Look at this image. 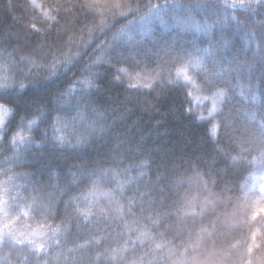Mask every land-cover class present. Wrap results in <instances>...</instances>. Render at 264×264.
<instances>
[{
	"label": "trees",
	"instance_id": "trees-1",
	"mask_svg": "<svg viewBox=\"0 0 264 264\" xmlns=\"http://www.w3.org/2000/svg\"><path fill=\"white\" fill-rule=\"evenodd\" d=\"M121 2L134 7L137 0ZM153 2L162 3L163 0ZM168 2L183 7L162 14L165 21L163 24L160 19H153L147 24L137 23L129 26L126 34L121 37L122 40L132 38L133 43L126 49L125 54L134 55L131 49L135 48L141 61L139 68L128 69V75L120 73L121 80L127 82L131 76L132 82L142 84L151 76L153 79L148 82L153 83L154 90L142 88L139 92H130L126 83L120 85L113 82V76L116 75L114 68H94L99 79L89 78L93 84H99L96 96L103 109H107V112L102 109L105 116L103 124L105 128L111 126V131L103 140L99 137H89L88 143L74 150L71 147L60 148L49 142L52 120L42 114L50 113L55 117V109L58 107L63 109L59 113L61 117L77 114L74 110L75 100L79 97L66 95L64 99H58V93L69 87L70 81L82 79L81 70L92 63L96 49L88 45L100 37L97 27L99 18H95L93 23L92 16L79 11V5L84 3V0H36L37 4H44V9L33 8L31 0H0V64L11 62L15 65L18 56L27 54L26 46L33 44L37 45V51L40 45H53L63 48L64 52L70 55L81 53L79 63L71 72L61 75L59 80L47 83V67L33 71L30 79H24V76L28 75L27 71L22 75L18 74L25 68L23 65L4 69L17 84L23 82L27 86L25 90H18L14 94V104L21 109L26 106L40 107L41 112L37 115H41L44 122L39 123V129L34 128L31 133L25 128V136L30 135L36 143L24 152L14 154L4 141H0V145H3L0 147V228L16 234L10 229L9 223L12 221L13 224L34 225L37 228L44 225L49 234L50 228L59 227L61 231L60 246L48 247L40 260H36L29 247H3L0 248V264H25L24 258H28L32 264H178V260L185 253V248L180 247L182 243L189 249L190 254L201 262L212 252L216 254L218 264H242L245 258L252 259L254 264H264V219H252L254 206L264 199V193L260 190V186L264 184V167L259 160L256 164L249 163L253 157L259 156V151L245 143L248 139H256L258 142V123L264 119V8L258 7L255 14H250L240 9L226 10L222 6L224 0H215L208 8L195 6L209 4V0ZM228 2L231 3V0ZM50 3L69 6L70 14L61 13L57 16L60 21L58 28L55 27V21L43 15ZM52 15L56 13L53 11ZM232 16L242 23L238 25L231 19ZM173 17H179L187 23H174ZM33 18L37 27L41 24H52V35H31L30 39L24 40L23 25ZM107 22L112 23L111 14ZM196 24L200 25L199 30ZM65 32L68 35L62 40L57 39V33ZM111 37L112 33H109L107 39L111 40ZM166 45L192 54L188 73L194 77L195 83L186 85L191 91L189 97L185 96L183 89L177 91L168 86L169 79H177L176 72L170 68L166 56L161 61L153 54L154 51L163 50ZM20 49L25 51L21 52ZM208 49L214 56L204 60L202 70L196 66V60L197 57L203 58L206 55L204 50ZM14 51L15 56L12 55ZM46 52L45 48L43 54L46 55ZM33 56L36 58L35 53ZM221 61L223 67L229 71L223 77H216ZM38 62L43 63V60ZM214 64L217 65L216 68L213 67ZM120 67L127 69V65ZM136 73H139V76ZM213 78L226 82L231 89L224 112L226 115L234 113V119L239 121L236 125L238 131L228 134L233 139L229 140L228 135L220 133L219 145L209 140L207 132L211 125L205 126L202 122L194 121L184 112L185 108L191 107L208 117L212 101L204 98L209 93L202 90L200 85L204 80ZM179 79L182 84L185 83L182 76ZM218 87H224V84L221 83ZM221 99L217 98L218 107ZM128 100L132 103H127ZM126 108L131 111H125ZM245 113H256V121H250ZM88 115L91 117V113ZM220 119L222 118L217 117L213 123ZM57 127L63 128L64 125L57 124ZM72 127V124L67 125L69 131ZM75 128L77 135L81 132L88 135L80 120L76 121ZM44 130H47L49 140H42L41 133ZM120 137L130 143H126L119 154L123 163L118 168L117 164L110 162L115 158V154H109V149L121 143ZM185 139L198 149L209 166L212 165L213 159L215 160L211 177L205 175L209 168L194 165L191 169L178 173L172 181H168L174 183L179 180L181 183L174 185V200L169 201L166 207L160 208L145 202L147 211L137 210L131 215L126 212L118 214L114 209L127 208V199L133 196L137 185L141 191H147L143 184L148 183L146 175L142 182L137 181L131 189L125 188L124 195L113 192L117 187L116 182L124 180L123 169L147 160V154L151 153V159L156 162L152 166V171H155L162 153L178 143L183 144ZM217 147L222 150L220 154L214 151ZM242 148L248 150L242 152ZM191 151V148L188 149L189 154ZM234 157L236 159H233ZM105 160L109 162L105 163ZM184 168H188L187 162ZM94 169L98 173L100 170H118L121 175L114 179L110 178L111 172L105 179H100L97 175L92 178L97 181L95 185L91 181H82V174H91ZM127 175L135 177L139 173L131 171ZM42 178L44 185L48 187L37 202L48 196L60 199V192L71 182L79 186L74 187L63 199L67 200L69 196L78 197V207L81 211L91 208L92 215L88 221L75 215H56L53 212L48 216L47 213L37 214L31 211L33 198L37 196L33 189L39 190L42 187L35 181ZM29 180L33 183L26 184ZM212 181L216 183L213 184ZM25 186L28 189L26 192L23 191ZM108 193H111V196H108ZM175 194L194 201L193 206L186 209L184 203L175 199ZM17 195L19 199H14ZM136 199L139 201L138 196ZM206 200L210 202L207 206ZM177 208L180 209L179 220L175 218ZM100 209L104 210L103 214ZM185 211L189 213L187 216L184 215ZM25 212H28L27 216L24 215ZM61 212L63 213V205ZM154 212H160L161 216H154ZM168 212L173 213L172 219L165 215ZM192 213H195V217ZM148 217H152L156 223L149 222ZM179 221H184L183 226ZM5 224L8 227H5ZM201 228L206 231L202 232ZM144 232L147 235L141 236ZM253 234L257 237L256 243L262 244V247L249 255L247 247L252 243ZM90 238L99 241V245L94 244L91 248L79 247ZM129 240L135 243H128ZM156 244H161L162 247L158 249Z\"/></svg>",
	"mask_w": 264,
	"mask_h": 264
},
{
	"label": "snow or ice",
	"instance_id": "snow-or-ice-1",
	"mask_svg": "<svg viewBox=\"0 0 264 264\" xmlns=\"http://www.w3.org/2000/svg\"><path fill=\"white\" fill-rule=\"evenodd\" d=\"M215 0H209V4L196 5L195 7L208 8L213 4ZM31 5L33 8L44 9V4H37L36 0H31ZM226 10L232 9L233 11L240 9L250 14H255V10L259 8H264V0H231V3L228 0H224L222 5ZM76 7V5H72ZM178 7H183L178 4H170L168 0H163V2H153V0H137L135 6L131 4H125L121 0H84V3L79 5V11L85 12L86 15L92 16L93 23H95V18H99V25L97 26L100 31V37L92 40L88 47H94L96 49L95 55L93 56L92 63L87 67L81 70L80 80L70 81V86L67 87L64 91L58 93V99H64L65 96L79 97L75 100V111L76 115L71 117H61L59 113L63 110L62 108H57L55 111L57 115L52 117L50 113H43L42 116L52 120L51 128L52 135L49 140V134L47 130H44L41 133L42 140H49V142L57 147H71L74 150L80 147L83 144L89 142V137H99L104 139V137L111 131V126L105 128L103 120L105 116L102 114L103 106L99 103V100L96 96V93L99 91V84H93L92 79L89 77H95L99 79L98 74L94 72V68L108 66L114 68L116 75L113 76V82L116 84L124 85L126 83V88L128 91L135 90L139 92L143 89L154 90L153 83L148 82L153 79L151 76L147 77L145 82L142 84H137L132 82L130 76L129 80L125 82L121 80L120 73H125L128 75V69H137L140 67L139 53L136 52L135 48L131 49V52L134 55H126V49L129 48V45L133 43L132 38L129 37L128 40H122L121 37L126 34V30L129 29V26L135 25L137 23L147 24L150 23L153 19H160V22L163 24L165 21L162 19V14H165L170 11H174ZM191 7V6H190ZM68 5L60 4H48L47 9L43 11V15L48 17L50 20L55 21V27H59L60 21L57 19V16H60L61 13H68ZM126 9V10H125ZM55 12L56 15H52V12ZM144 13V15H141ZM70 14V13H68ZM111 14L112 23L107 22V18ZM174 23H184L187 21L180 20L179 17H173ZM232 20L236 21L237 24L242 22L237 19V17L232 16ZM196 28L199 30L200 25L196 24ZM52 24H41L40 27H37L35 18L30 19L28 23L23 25L24 31V40L31 38V35H43L45 37L52 35L53 32ZM109 33H112L111 40L107 39ZM68 35L67 32L60 34L57 33V39L62 40L64 36ZM18 42L19 37H18ZM68 44H71V38H69ZM27 54L20 55L16 59V64L13 65L11 62H5L0 64V101H5L0 103V141H4L7 146L14 152L18 154L29 149L36 142L29 135L25 136V128L29 133H31L34 128L39 129V123H43L44 119L41 115L37 113L41 112L40 107L33 108L32 106H26L21 109L19 106H16L13 101L14 94L18 90L23 91L26 89V85L23 82L16 83L15 79L4 71L6 68L25 66L18 74H23L24 71H27L28 75L24 76V79H30L31 73L33 71H38L42 68L47 67V80L50 82L54 80H59L61 75H67L68 72H71L73 68L79 63V58L81 53H76L75 55H70L69 53L64 52L63 48L56 47L53 45H40L39 51H37V45H28ZM45 48L47 49L46 55ZM19 51L23 52L25 49H20ZM206 55L203 58L197 57L196 66L200 67L203 70L204 60L212 58L214 56L211 53V50H204ZM36 54L34 58L33 54ZM87 52L84 53L86 55ZM157 59L163 61V57H167V62L170 63V68L174 69L176 72L177 79H169L167 84L170 88L175 90H184L185 96H191V91L186 88V85H192L195 83L194 77L190 76L188 73V67L192 63V54L186 50L178 49L172 45H166L165 48L161 51H154L153 53ZM16 55V52L12 53ZM145 55H147L145 53ZM38 60H43V63H39ZM120 65H127V69L120 67ZM214 68L217 65H213ZM218 71L216 77H223L227 75L229 69L223 67V62L221 61L218 66ZM75 75V73H73ZM139 76V73H136ZM183 77L184 84L180 82V77ZM221 83L224 84V87H218ZM202 90L209 93L208 96L204 97L205 99H210L212 101V108L209 110L208 117L203 116L202 114L194 111L191 107L185 108L184 112L190 116L194 121L202 122L205 126L211 125V128L208 129L209 140L216 145L221 143L219 136L220 133L228 135L230 132L238 131L236 125L239 123L238 120L234 119V113L225 114L224 107L228 102V94L231 91L228 88L227 83L218 78L204 80L203 84L200 85ZM217 98L221 99V104L218 107ZM255 99V97H253ZM127 103L131 104L132 101L128 100ZM83 109L84 111H81ZM114 111V110H113ZM125 111L130 112V108H126ZM103 112H107V109H103ZM91 113V117L88 115ZM247 118L250 121H256V113L247 114ZM217 117H221L217 123H213L214 120H217ZM123 119V117H122ZM80 120L82 126L87 131L88 135H84L81 132L79 135L76 134L77 130L75 128L76 121ZM57 124H63V128L57 127ZM68 124H72V130L69 131L67 128ZM258 142L256 139H248L245 141L246 144L254 146L259 151L258 157H253L250 164H256L259 160L262 167H264V119L258 123ZM74 138V139H73ZM121 143L116 144L113 148L109 149V154H115V158L111 159L112 164L119 165L123 163L120 159L119 154L121 150L125 147L126 143L123 141V137H120ZM228 139L231 140L233 137L228 135ZM75 141V142H74ZM3 145H0L2 147ZM192 149L189 154L188 149ZM248 149H243L247 151ZM131 151V149H130ZM214 151L217 154H220L222 151L220 148H214ZM148 159L142 161L141 163L123 169V181H117V187L113 189V192H118L121 195H124L125 188L131 189V186L137 181L142 182L144 177L148 176V183L143 184V188L147 191H141L140 186L137 185L133 191V196L127 199V208L116 207L114 210L119 213L126 212L131 215L135 211L139 210L140 212L147 211L144 207L146 202L149 205H158L160 208H164L168 205L169 201L174 200L173 187L178 185L181 182L175 180L174 183H168L172 181L178 173L182 171H187L191 169L194 165H204L205 168H209L205 172V175L211 177L212 171L211 168L215 167V160L213 159L212 165L209 166L205 162V157L199 154L198 149L193 145L189 144L188 140L185 139L183 144H176L173 148L168 149L162 153L160 162L156 165L155 171H152V166L156 163L151 159L152 154L148 153ZM208 156V154H205ZM195 157V160H193ZM127 158V157H125ZM211 159L210 156H208ZM233 159H236L235 157ZM108 160H105V163H108ZM187 162L188 168H184V164ZM131 171H136L139 173L138 176H130L127 173ZM109 172L112 173L111 177L114 179L116 176L121 175L117 171L111 169L100 170L99 173L94 169L91 174H82V181L87 182L91 181L93 185L97 183L96 180L92 179L99 175L100 179H105L108 177ZM71 175V174H70ZM219 175V173H217ZM33 183V181H26V184ZM36 184L42 185V187L37 190L33 189L37 193V196L33 198V206L31 211L37 214H45L51 216L54 212L56 215H75L78 218L88 221L90 215H92L91 208L88 211H81L78 207V197L69 196L67 200H64L63 197L68 195V193L79 185L72 184L69 182L65 185L64 190L60 192V199H54L51 196L47 198L40 199V202H37V199L41 197V194L44 192L45 188L48 185H44L43 178L35 181ZM215 184V181H212ZM59 190V189H58ZM23 191H28L27 187L23 188ZM261 192H264V187H261ZM111 196V193L107 194ZM139 197L137 201L136 197ZM14 199H19L17 195ZM175 199L181 203L185 204L186 209H190L193 206L194 201L186 200L184 197H179L178 194H175ZM210 203L205 201V206ZM61 205H63V213L61 212ZM175 207V203L173 204ZM15 210V209H13ZM111 210V209H110ZM103 214L104 210H99ZM202 211V210H201ZM180 209L177 208L176 219L179 220ZM189 213L184 212V215L187 216ZM25 216L28 215V212L24 213ZM154 216L160 217V212H154ZM169 219L173 218V213L168 212L165 214ZM195 217V213H192ZM10 219V218H8ZM149 222L156 223L152 220V217L147 218ZM252 219L254 221L259 219H264V199H262L256 206H254L252 211ZM183 226L184 221H179ZM71 223V221H69ZM5 227H8L5 224ZM50 227V226H49ZM51 234L49 231H46L44 225H41L37 229L30 230V235L25 236L24 238H19L14 232L8 231L5 232L3 228H0V248L10 247L15 249L17 246L29 247L30 250L35 254L36 260H40L44 254H46L47 248L51 246H60V228H50ZM201 231H206V229L201 228ZM147 233H141V236H146ZM252 243L247 247V253L250 255L254 250H260L262 244L256 243V235H252ZM99 241L89 239L84 245L79 247L91 248L94 244L99 245ZM128 243H135L134 241L129 240ZM143 243V240H141ZM161 244H156V248H161ZM180 247L185 248V253L178 260V264H218L216 259V254L210 252L208 258L201 262L197 260L196 256H192L189 252V249L182 243ZM25 264H32L28 258H24ZM242 264H254L252 259L245 258Z\"/></svg>",
	"mask_w": 264,
	"mask_h": 264
},
{
	"label": "rangeland",
	"instance_id": "rangeland-1",
	"mask_svg": "<svg viewBox=\"0 0 264 264\" xmlns=\"http://www.w3.org/2000/svg\"><path fill=\"white\" fill-rule=\"evenodd\" d=\"M261 187H264V185H262ZM9 225H10V229L14 230L18 234L17 236H21V237L29 236L30 230L37 229L36 226L34 225H25V224L17 225L16 223L13 224L12 221L9 223Z\"/></svg>",
	"mask_w": 264,
	"mask_h": 264
},
{
	"label": "bare ground",
	"instance_id": "bare-ground-1",
	"mask_svg": "<svg viewBox=\"0 0 264 264\" xmlns=\"http://www.w3.org/2000/svg\"><path fill=\"white\" fill-rule=\"evenodd\" d=\"M246 19V18H245ZM228 21V20H227ZM232 21V20H231ZM248 21V20H247ZM220 23V22H219ZM248 24V23H247ZM253 25V24H252ZM258 26V25H257ZM262 29V28H261ZM216 32V31H215ZM229 34V32H228ZM221 37V36H220ZM226 38V37H225ZM231 38V37H230ZM238 38V37H237ZM264 40V39H263ZM229 41V40H228ZM238 41V40H237ZM152 43V42H151ZM242 46V45H241ZM260 50V49H259ZM250 51V50H249ZM257 55V54H256ZM248 57V56H247ZM256 58V57H255ZM263 69V68H262ZM263 72V71H262ZM144 138V137H143Z\"/></svg>",
	"mask_w": 264,
	"mask_h": 264
}]
</instances>
